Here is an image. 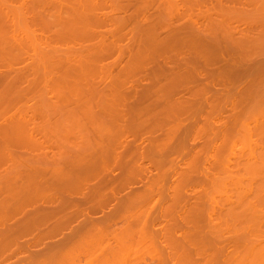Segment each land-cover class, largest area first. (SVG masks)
I'll use <instances>...</instances> for the list:
<instances>
[{
  "label": "bare ground",
  "instance_id": "1",
  "mask_svg": "<svg viewBox=\"0 0 264 264\" xmlns=\"http://www.w3.org/2000/svg\"><path fill=\"white\" fill-rule=\"evenodd\" d=\"M62 18L69 19V21H64L65 23L69 22L72 26L74 25L71 22H77L76 19H80L79 22L80 25L82 24L83 31H80L82 32L81 36L84 34V38H87H85L86 41L90 42V44L87 42L88 46L86 43L83 44L85 48L80 46L82 52H77V50L74 52L73 50L71 53V51L60 52L58 50L60 47L62 48V44L60 46L58 43L63 42L64 44L66 41L64 40L66 37V34L64 35L66 33L65 27L67 24V27H69V23L66 25L62 23ZM55 25L57 30H55L53 36L51 28L55 27ZM58 25L61 28H63L62 26L65 27L62 30L59 28L60 31L57 27ZM123 40L128 41V43L126 45L122 44ZM173 41L177 45H180V47L182 46V48L189 42H194V46L196 43L202 44L201 46H205L204 44L208 43L210 45L213 44L216 47L214 50L219 51V56L216 57L218 62L216 66H221L220 70L219 68L215 69L213 66L210 68L211 60L209 62L210 65H207V63L203 65L204 60L201 62V57L194 56L192 59L189 53L186 55V53L180 54L181 52H178L177 54L179 55L174 57L168 54L166 56L165 53L166 57H164L161 54L163 62L161 60H158L159 63L155 62L157 70L151 63L155 71L152 67H149L150 71L148 69L145 71L144 69L148 66H140L139 62L142 61V58L149 56L145 52L148 48V46L147 48L145 47V42L147 44L151 43L155 47L158 44L164 43L165 47L169 45L168 48H171L172 45L173 49V45L175 44ZM152 45L151 47H153ZM190 45L189 47H192ZM201 48L203 49V47ZM152 49L156 50L154 47ZM161 49H163V45L159 50ZM163 51L160 52L163 53ZM166 51L169 50H165L164 52ZM76 54L77 57L81 59L85 58V61H88L85 62L80 59V62H84L81 65L85 67L86 72H95V76L92 75L93 77L87 73L88 78L91 76L89 78L91 80L87 82L84 79L85 84L82 83L84 80L81 83L79 82L80 75L77 72L79 68H76L77 70L74 68L75 59L73 60L74 62H69V64L74 63L71 67L66 62V60L74 58ZM110 54L116 55L115 59L110 64H102L104 58ZM82 56L84 57L82 58ZM195 57L198 58L196 59ZM64 61L66 62L65 65L63 64L65 63ZM76 62L78 61L76 60ZM78 64L80 67L79 62ZM0 65L2 66L0 67V164L3 162L1 165L5 167L0 171V192L4 193V196L0 197V259L2 263L16 264L20 262L19 260L22 258L19 259V257L24 256V252L29 245L26 246V242L24 244V241L26 237L33 238L35 231L37 237L34 238L37 245L41 240L45 239L47 233L54 232L55 234L66 228L68 226L66 224L69 222L67 220L66 223L67 218L73 219V216L76 217L78 215L81 219L83 216L85 218L83 222L79 219L82 225L76 227L77 229L74 228L76 233L72 230V235L63 236L58 244L46 248V251L47 249L48 251L44 254H39L40 252L38 253L37 251L38 255L34 254L32 256L33 253L31 255L27 250L26 252L33 260L29 258L30 260L28 262L25 261V264H83L82 262L80 263L79 258L84 255H86L83 259L85 261H83L84 264H141L144 261V255H147L150 259L149 264H170V260L172 261V259L179 261V264H264V179L261 181L257 179V182H253V176L257 177L255 176L257 173L264 176V174H260L262 173L260 172L261 167L263 168L264 164L256 159L257 156L256 158L254 157L256 154H253L256 150V153L263 152L260 149L264 148V131H262L264 125L261 126V124H264V115L259 113V107L256 110V112L259 111L258 114L250 113L253 108L256 109L257 105L262 108L264 107V0H0ZM67 65L71 68V76L69 74L70 70H66V75H64L63 71L66 69L64 66ZM93 65L96 71L94 69H92L93 71L90 70L93 68ZM62 66L64 70H62ZM89 66L90 68L87 70ZM58 69L62 71L58 72ZM74 70H76V73ZM81 70L83 72L84 68H80ZM148 73L150 75L154 74L156 77H150ZM59 76H62V79ZM73 76H77L78 79H76L77 77L72 78ZM167 76L171 77L168 78L169 80L172 79L170 81L172 83L169 82L172 86H169L168 82V86H166L171 90L166 88L164 91L165 85L161 86L163 89L160 90L159 86V88L155 86V81H158L157 79L161 77L167 78ZM128 77L132 84L136 82L137 85L139 83L137 80H140L138 77L144 79L145 77L147 79L150 77V80L154 81L152 84L155 83L154 88H156V91L150 80V84L148 83L147 85L146 83V85H143L144 87L140 86V84L138 86L130 85L127 87L125 82L129 79ZM59 80H63L64 83ZM191 81L200 84L197 90H189L187 88L186 93L183 92L184 89L182 93L180 91L178 93V90H175L177 87H174V85L180 89L179 86L181 87L182 84L185 86V83ZM67 82L70 84L67 85ZM159 82L161 83V80ZM60 84H64L65 88L64 86L62 88ZM60 90L65 94H61ZM174 90L177 93H174ZM119 93L129 94V97L133 96V99L141 98L143 100V98H147L148 96L154 95L155 97L156 95L159 98L162 96V98L166 97L170 100L168 101L171 104L169 106L173 105L174 112L177 111L174 114H178V116L176 115L177 118L175 116L178 124L175 123L176 126L171 127V129L167 127L168 130L165 128L167 130L164 132L166 137L164 135V138L158 136L162 142L165 140L163 143L164 148L162 149V146H160L162 152L158 151L160 147L156 146L158 143H155L158 138L152 137V135H155L152 131L151 137L154 139L148 138L149 141H152L150 142L151 144L149 143L150 145H146L145 147H143L144 145H140L142 147H139L140 143L137 144L132 138L130 140L128 138L129 133L126 135L129 130L124 131V133L121 128L115 133H113L114 131H107L105 128L108 127L105 126V121L101 119L102 116L96 119L95 115L97 111L89 110V107L91 109L93 105H103L106 99L108 100V97H114L116 94L118 96ZM51 95L54 96L55 100H51ZM68 95L70 98L74 97L73 99L75 97H82V105H86V110L88 108L87 111H90L89 113L87 112V115L85 113L86 110L82 111V114L83 112L85 113V116H81L84 117L82 123L84 122L86 127H88V122L85 123V121H90L92 118V122H94V118L96 119V122L89 124L88 128L91 131L85 130L84 132V127L80 131L78 129L80 124L77 127L79 131L72 129L75 127L70 129L69 127L72 124L71 126L67 124L69 127L63 125V120L61 121L62 126L58 128L61 129L62 127L64 131H62L63 129H57V126L60 125V119L58 116H55V113L56 110L59 111L61 109L60 105L62 103L63 105L68 104L69 101L67 102V100H70L69 97L67 99ZM123 96L120 95V97ZM22 98L25 99L22 100ZM61 98L64 100L66 98L67 103L65 104V101ZM78 100L79 98L74 100L76 101V105L78 103L81 105V101L78 102ZM74 101L70 100L72 103ZM160 103L164 102L161 101ZM76 105L74 104L75 107ZM74 106H70V108L72 107L70 112H73ZM250 107L251 111L246 114V109L248 110ZM163 108L165 109V107ZM69 109L67 110L69 111ZM82 110H84L83 107ZM15 112L16 114L18 113V116ZM28 112L33 113L29 115ZM51 112L55 114L56 118L53 116L52 118L49 117L48 113ZM117 113L115 112V114ZM72 114L71 116H73ZM61 115L63 116L64 114ZM89 116L91 117L89 118ZM121 117H123L122 114ZM117 118L119 120V117ZM68 119L70 121L75 120L74 116H67L65 124ZM135 119L137 120L136 117ZM126 121L124 120L125 123ZM52 122L55 125L58 122L59 125L55 126ZM79 122L81 123V121ZM47 123L49 126L52 123V127H56L55 130L47 126ZM124 124H122L123 130L124 128L126 129ZM157 126L161 127L160 125ZM195 126L198 127L196 128L197 130L193 129ZM261 127L263 128L261 129ZM92 129L94 132H92ZM57 131L65 132V135L59 132V137L64 135L62 136V138L64 137V141L69 136V140L66 141V143H69V146H66L65 143L64 145L62 144L63 148L59 149L60 152L66 150V153L69 154L70 158L64 153L65 151L63 152L66 156L65 160L69 158L71 161V163L68 161L70 163L69 166L72 165V168L78 169L82 165L83 159L81 164H77L78 162L74 165L72 164L73 161L81 160L79 153H82V157L86 159L88 158L91 161L100 163L98 164L99 166L94 163V166L97 170L99 169L100 175L97 174V176L99 175L98 177H101L100 180H103H101L102 184H108L106 188H109L108 191L102 187V184L98 186V184L93 183L92 185H97L99 189L95 190L96 188L94 187V192L97 196L95 197L94 195L92 198L89 196V192L92 193L93 190L91 191V189L93 187L90 185L89 189V184L86 180L82 181L81 177L78 179V177L73 178L68 176V163L65 160L61 161L63 158H59L61 155L64 157L62 152L59 153L57 149L59 147L55 148L59 146V143L58 145L57 143L54 144V140L58 137ZM56 132L57 134H55ZM66 132H69L67 136ZM79 132H82V137H78V135H81ZM142 133L145 132L143 131ZM189 133L194 134L193 138L190 136L192 139L187 137ZM73 136L76 141L82 140V146L75 143L76 145L72 146L74 149L70 147V144H74L70 141V138L73 141L75 140ZM62 138H57L56 142L61 143ZM239 138L242 140L239 141L240 144L242 143V146L240 145L241 148L239 147L241 150L238 148L239 145L236 146ZM127 139L131 142L129 140L128 142ZM227 140V146H223L222 144L225 145ZM195 141H198L200 146L198 149H191L189 143ZM49 144L54 147L52 148L51 146L50 148ZM77 144L82 148L80 152L78 151L79 146L78 148L76 147ZM221 145L226 148L225 153L219 157L218 153ZM154 146L157 151L153 148ZM258 146L263 147L257 149ZM75 147L77 151H75ZM54 148L59 153H56V156L54 155ZM51 149H53L52 152H50ZM67 149L68 152L69 150L71 152L68 153ZM238 149V157H244V154L241 152H245V150H247V153H245V157H247L253 150L250 155L253 156V159H256H254L256 163H253L255 161L253 160L252 162V159V163L250 162L249 157L251 158V156L247 158L250 163L244 160V164H248V171L251 168V164L256 165L258 163L257 170L256 168L254 170L259 172L254 175L252 174L253 176L251 175L253 179L249 178L250 176H244L240 172V165L243 162H237L235 158L233 159L236 155L235 150L237 151ZM166 150L167 153L170 151L174 152V158L168 159L165 155L167 154ZM30 151H35L34 160L44 161L45 164L40 165L41 161H38L40 164L36 166L32 164L33 161L30 164L29 159L33 160L29 154L31 153ZM27 152H29L28 155H25ZM49 153H53V156H50ZM146 153L148 154L147 157H153V154L160 153L156 155L159 157L160 155L162 157L164 155L163 159L167 160L162 159L161 161V157L160 159L158 157L160 161L158 162L155 155L153 157L155 160L153 158L149 160V157L146 158L149 161V165H146L147 167L145 166L144 168L136 165L137 159L141 157L145 159ZM70 154L75 156L74 159H72L73 155ZM184 158L187 159V162ZM231 158L235 161H232ZM128 160H131L134 165L130 163L132 165L129 166L127 172H123L122 169L126 168ZM182 160L184 161L183 163L181 162ZM61 162H64L63 165ZM153 162H158V164ZM246 165L243 166L247 168ZM86 168L89 167H85V171ZM96 168H92V170L96 171ZM118 169L120 170L119 176L114 180V187L118 190L136 184L141 175H146L149 172L150 176L146 178V182H139L144 184L143 188L131 190L130 187V194H127L129 196L119 201L117 200V203L113 197V195H116L112 193V190L115 189L112 188L113 186H108L109 183L111 184V173H114ZM153 170L155 172L151 173ZM48 172L51 175L50 179H41ZM76 172L78 171L76 170ZM172 174L177 175L176 178L178 177V179H175L174 176V180H172ZM219 174H222L221 176L224 175V178L218 179ZM86 175H82V177L84 176L85 178ZM19 176L20 180L17 181L16 179ZM35 177L38 178L36 179ZM102 177H105V179ZM193 177L194 180H191ZM100 180L97 181L101 183ZM114 181L112 180V182ZM189 182L197 185V188L194 187V191L192 190L193 192H191L196 193L194 197L190 196L192 198L187 197L183 192L184 187ZM86 184L88 185L86 186ZM38 186L42 189L36 191V188L39 189ZM85 187L89 189V192H83ZM208 187L210 188L208 189ZM76 189H78L79 194L81 193L79 198H75L77 201L67 195H59L62 192L65 194L66 191H76ZM53 190L56 191L53 192ZM171 190L172 192L174 191L173 196L169 194ZM82 192L88 195L84 194L83 196ZM157 192L160 194L154 198L153 196ZM177 192L178 196L176 195ZM57 193L58 195H56ZM89 197L92 200L94 199V201L96 200L95 204L93 201H91V204L95 205L94 209L97 207L99 210L103 206H106L107 202L111 200L110 198H113L110 202L116 201V207L114 206V209L110 210L109 214H106L107 216L105 215L102 221L99 218L100 224L96 222L97 220L94 221L93 217H89L91 214L87 215L90 212L86 210L85 205L87 204H83V206L81 203L82 207L81 205L79 206V203L82 201L85 202L88 199L90 201ZM81 198L82 200H80ZM120 198L122 197L120 196ZM116 199H119V197ZM161 199L162 203H160ZM77 202L79 203L77 204ZM141 202L147 203L149 206L145 204L147 205L146 208H149L146 209L142 206L146 210L139 209V206L141 208ZM73 203H76L79 207H76ZM29 204V209L32 210L28 211ZM108 204L107 206H109ZM68 205L74 210V213H72L73 211L71 212L72 209L70 210L72 215H68L65 212ZM88 208L89 205H87ZM118 217L127 218V222H125L128 225L124 228L122 226L120 227L122 228L121 230L112 233L113 230L109 231L110 222L114 218L118 219ZM155 219L156 221L157 219H162V223H164L162 229H154L153 220ZM147 220H149V225H146ZM129 221L131 223H128ZM80 222L78 225H80ZM43 226L49 227V231H46L47 229L45 228V233L39 232L38 234L37 230L39 231V229L37 228ZM209 233L211 234L210 237H208ZM223 233L226 236L223 237ZM75 236H78L79 242L77 240L74 241ZM110 239L114 242L113 245L110 244L111 242L108 243ZM205 240L210 241L211 244L207 246L205 243H202ZM76 242L78 244L76 246L73 245ZM158 242L164 248L162 255H158L157 253L159 252V248L157 247ZM208 247L213 251L209 252L210 254L205 252V248ZM62 249L65 250L63 255L62 253L60 254ZM110 250L114 251L117 255L119 254L116 260H114V257L117 256H112V261L109 260L110 258H107L106 254L111 252ZM107 251L109 252L107 253ZM122 251L124 255H120ZM191 252H195L197 260L191 259V256L189 257ZM27 253L25 255H28ZM60 256H62L61 259ZM33 257L36 259L34 260ZM220 257H222L221 260ZM172 262L171 264H173Z\"/></svg>",
  "mask_w": 264,
  "mask_h": 264
},
{
  "label": "rangeland",
  "instance_id": "2",
  "mask_svg": "<svg viewBox=\"0 0 264 264\" xmlns=\"http://www.w3.org/2000/svg\"><path fill=\"white\" fill-rule=\"evenodd\" d=\"M45 10H46V9H45ZM63 17H64V16H63ZM64 18H65V17H64ZM62 20L64 21V20H66V19H63V18H62ZM73 20H74V19H73ZM76 20H77L78 23H77V22H71V23H73L74 26H72V24H70L69 22H67V23H69V27H67L68 24L65 23V21H64V22L62 21V23H65V25L67 24L66 27H65V26H62L63 28H61V26H59V25L57 26L58 29L60 28V29L62 30V29H64V27H65V30H66V31H65L66 33H64V35L66 34V37H65V39H64V40H66V41L64 42V44H63V42L58 43L59 45L62 44V48L60 47V49H58L60 52H68V51L70 52V51H71V53H72L73 50H74V52H76V50H77V52H78V51H81V52H82V48H81V47H84V48H85V46H84L83 44L86 43V45H87V42H88V41H86L87 38H86V37H85L86 39L84 38V36H85L84 34H82L83 36H81V33H82L83 31H82V24L80 25V22H79L80 19L78 20V18H77ZM66 21H69V19H67ZM60 23H61V20H60ZM62 23H61V24H62ZM76 23H77V24H76ZM63 25H64V24H63ZM70 25H71V27H70ZM79 25H80V26H79ZM78 26H79V27H78ZM53 28H55V29H53ZM53 28H51L52 31H53V33H52V32H51V33H52L53 36H54V32H55V30H57L56 25H55V27H53ZM71 28H72L73 30H72ZM80 28H81V30H80ZM60 29H59V30H60ZM77 29H78V31H77ZM61 30H60V31H61ZM80 31H82V32H80ZM62 33H63V32H62ZM62 33H61V34H62ZM67 33H68V35H69L70 37L67 35ZM84 33H85V32H84ZM64 35H63V36H64ZM71 35H72L73 37H72ZM82 37H83V38H82ZM62 40H63V38H62ZM62 40H61V41H62ZM126 40H127V39H126ZM126 40H123V41H122V44H125V45H126V43H128V41H126ZM83 41H86V42H83ZM88 43L90 44V42H88ZM91 43H92V41H91ZM171 43H172V41H171ZM171 43H170V44H171ZM173 43H175V44L173 45V49H172V45H171V48L169 47V48H170V49H169V48H168L169 45H167V47H165L166 45L164 46V43H162V44H160V45H159V44L156 45V46L158 47V49H157V47L153 46L151 43H148V44H147V43L145 42V44H146L145 47L147 48V46H148V48H147L148 50L146 49L145 52L149 54V56H148L149 58H148L147 56H146L147 58H146V57L142 58V61L139 62V63H140V66H141V67H144V66L147 67V66H148L146 69H144L145 71H146L147 69L150 71V70H151V69H150L151 67H152L153 69H154V67H155L156 70H157V66H155V65H157L156 63H159L160 60H161V62H163V60H162V59H163V58H162V55H163L164 57H166V56H167L166 54H168L169 56L172 55V56L174 57V56H178V55H179V54H177L178 52H179V53L181 52L180 54H182V53H186V55H187V53H189V55H191V56H190L191 58L194 57V56L201 57V58H200V61L202 62V60H204V61H203V63H204L203 65H205L206 63H207V65H210V63H211L210 68H212V66H213V67H215V69H218V68H219V70H220L221 66H218V67L216 66V65H218V62H217V60H216V59H217L216 57L219 56V55H218L219 51H218V50L216 51V49L214 50V48H216V47H215L213 44H212L213 46L210 45V43H208V44H204V45L206 46V47H205V46H201L202 44L199 45V43H196L195 46H194V42H189V43H187V44L184 45V48H182V46L180 47V45H177L176 42L173 41ZM191 43H192V45H190ZM130 44H131V43H130ZM130 44H129V45H130ZM82 45H83V46H82ZM151 45H152L154 48H156V50H153V49H152L153 47H151ZM162 45H163V49L159 50L160 48H162ZM176 45H177V46H176ZM189 45L192 46V47H189ZM60 46H61V45H60ZM68 46H69V47H68ZM77 46H78L79 49L77 48ZM80 46H81V47H80ZM87 46H88V45H87ZM193 46L196 48V50H195V48H194ZM211 46H212V47H211ZM71 47H74L75 49H74V48H71ZM89 47H90V46H89ZM198 47H199V48H198ZM201 47H203V49H202ZM84 48H83V49H84ZM131 48H132V47H131ZM150 48H151V49H150ZM165 48H166V49H165ZM208 48H209V50H207ZM67 49H68V50H67ZM133 49H134V48H133ZM133 49H132V50H133ZM181 49H182L183 51H184L185 49H186V50L183 52ZM199 49H200V50H199ZM201 49H202V50H201ZM204 49H205V50H204ZM64 50H66V51H64ZM93 50H95V49H93ZM150 50H151V52H150ZM152 50H153V51H152ZM163 50H164V51H165V50H169V51L164 52ZM174 50H175V51H174ZM176 50H177V51H176ZM179 50H180V51H179ZM212 50H213V51H212ZM154 51H155V52H154ZM160 51H163V53L160 52ZM170 51H171V52H170ZM186 51H187V52H186ZM194 51H195V52H194ZM202 51H203V52H202ZM83 52H84V51H83ZM156 52H157V53H156ZM174 52H175V53H174ZM213 52H214V53H213ZM216 52H217V53H216ZM158 53H159V54H158ZM164 53H165L166 56L164 55ZM209 53H210V54H209ZM152 54H153V55H152ZM161 54H162V55H161ZM206 54H207V55H206ZM215 54H217V55H215ZM110 55H111V54H110ZM110 55L107 56L106 58H104V60L102 61V64H106V63H107V64H108V63L110 64V62H112V60L115 59V56H116V55H111V56H110ZM128 55H129V54H128ZM159 55H160V56H159ZM184 55H185V54H184ZM210 55H211V56H210ZM78 56H80V55H78ZM84 56H86V55L84 54ZM84 56H82V58H83ZM151 56H152V57H151ZM180 56H181V55H180ZM68 57H70V56H68ZM86 57H87V56H86ZM112 57H113V59H112ZM198 57H195V58L197 59ZM208 57H209V58H208ZM212 57L214 58V60H213ZM70 58H71V57H70ZM145 58H146V59H145ZM161 58H162V59H161ZM66 59H68V58L66 57ZM66 59H65V60H66ZM74 59H75V60H74ZM80 59H81V58L77 57V54H76V56H74V58H71V59H69L68 61L66 60V62H67V64H68L70 67H71L72 65H74V63H75V65H74L75 67H74V68H75V69H76V68H77V69L79 68V71H78L77 69H76V70H77L78 74L80 75V76H79V75L77 74V76H79V79H80L79 82H80V83H81V81H83L84 79L88 82V80H91V79H89V78H90L92 75L95 76V72H94L92 69H94L95 71H96V69H95V67H94V65H93V68H91L90 70L93 71L94 73L89 71V73H90V74H89L88 72H86L85 67H82L81 64H84V62H83V63H82V61L80 62ZM143 59H144V60H143ZM152 59H153V60H152ZM192 59H193V58H192ZM205 59H206V60H205ZM73 60H74L75 62H74ZM76 60L80 63V65H81L80 67H79L78 62H76ZM81 60H84V61H85L86 59L83 58V59H81ZM87 60H88V59H87ZM108 60H109V61H108ZM154 60H155V61H154ZM158 60H159V61H158ZM210 60H211L212 62H210ZM106 61H107V62H106ZM145 61H146V62H145ZM205 61H206V62H205ZM64 62H65V61H64ZM66 62H65V63L62 62V63L65 65ZM69 62H74V63H70V64H69ZM85 62H88V61H85ZM104 62H105V63H104ZM155 62H156V63H155ZM209 62H210V63H209ZM216 62H217V63H216ZM62 63H61V64H62ZM89 63H90V62H89ZM151 63L153 64L154 67L152 66ZM215 63H216V64H215ZM61 64H60V65H61ZM77 64H78V65H77ZM87 64H88V63H87ZM162 64H163V63H162ZM60 65H59V66H60ZM68 65H67V66H64V67H66L65 71H63L64 73L66 72V70H70V69H71ZM76 65H77L78 67H77ZM89 65H91V64H89ZM150 65H151V66H150ZM214 65H215V66H214ZM59 66H58V67H59ZM86 66H87V65H86ZM0 67H2V66L0 65ZM68 67H69V68H68ZM149 67H150V68H149ZM55 68H56V67H55ZM59 68L61 69V67H59ZM80 68H81V69L84 68L85 73H83L84 71L82 72V70L80 71ZM88 68H90V66L87 67V70H88ZM60 69H58V70H59L58 72L64 70V69H63V66H62V70H60ZM72 69H73V67H72ZM76 70H74L75 73H76ZM54 71L57 72L55 69H54ZM74 71H72V72H74ZM154 71H155V69H154ZM154 71H153V73H154ZM79 72H80V73L82 72V73L80 74ZM113 72H114V71H113ZM151 72H152V71H151ZM87 73H88V75H91L89 78H88ZM92 73H93V74H92ZM115 73H116V72H115ZM153 73H152V74H153ZM58 74H59V73H58ZM69 74H70V76H71V74H72V73H71V70H70V73H69ZM73 74H74V73H73ZM82 74L84 75V77H83ZM155 74H156V73H155ZM160 74H161V73H160ZM59 75H60V74H59ZM61 75H63V74L61 73ZM64 75H66V73H65ZM64 75H63V76H64ZM74 75H76V74H74ZM128 75H130V74L128 73ZM148 75H150V74L148 73ZM148 75H146V76H148ZM157 75H159V74H157ZM77 76H73L72 78H74V77L76 78ZM93 76H92V77H93ZM140 76H141V75H140ZM153 76L156 77V75H154V74H153V75H150V77H153ZM59 77H60V79H62V76H59ZM68 77H69V76H68ZM68 77H66V79H68ZM81 77H82V80H81ZM129 77H130V76H129ZM129 77H128V78H129ZM150 77H149L148 79H147L146 77H145V79L142 78V77H138V78H140V80H139V79L137 80V82L139 81L138 85L140 84V86H143V85H146V83H147V85H148L149 80L151 79ZM154 77H153V78H154ZM64 78H65V77H64ZM87 78H88V79H87ZM168 78H171V77H170V76H167V78H165V77H164V78L161 77L160 79H157L158 81H155L156 84L154 83L155 86H156V87L159 86V87L161 88L160 90H162V89H163L162 87L165 85V87H164V91H165L166 88H167L166 86H168V85H169V86H170V85L172 86V84H170V83H172V82H170V81H172V79L169 80ZM76 79H78V77H77ZM76 79H75V81H76ZM63 80H64V79H63ZM63 80H61V81L59 80V81L62 82V83H64ZM70 80H71V78H70ZM70 80H69V81H70ZM85 80H84L82 83H84ZM141 80H142V81H141ZM159 80H161V83L159 82ZM65 81H68V80H65ZM69 81H68V82H69ZM135 81H136V80H135ZM150 81H151V80H150ZM60 82H59V83H60ZM68 82H67V85L70 84V83H68ZM73 82H74V79H73ZM153 82H154V81H153ZM153 82L151 81L150 83L152 84ZM167 82H168V85H167ZM169 82H170V83H169ZM75 83H76V82H75ZM77 83H78V81H77ZM77 83H76V84H77ZM125 83H126V86H127V87H129L130 85H137L136 82H134V84H132V83L130 82V78L127 79ZM130 83H131V84H130ZM144 83H145V84H144ZM150 83H149V84H150ZM158 83H159V84H158ZM23 84H25V83H23ZM23 84H22V86H23ZM65 84H66V83H65ZM72 84H73V83H72ZM72 84H71V85H72ZM84 84H85V83H84ZM141 84H142V85H141ZM154 84H152L153 88H154ZM185 84L188 85V86H186V85L184 86V85L182 84L183 87H182V86H181V87L179 86L180 89H178V86L174 85V87H177V88H175V90H178V91H177L178 93H179V91L182 93V90H183V89H184L183 92H185V91L187 92V88H188L189 90H194V89L197 90L198 87H199V85H200L198 82H194V81H193V82L191 81V82H189V83H185ZM25 85H26V84H25ZM60 85H61L62 88H63L64 84H60ZM80 85H81V84H80ZM138 85H137V86H138ZM161 86H162V87H161ZM189 86H190V87H189ZM196 86H197V87H196ZM66 87H67V86H66ZM68 87L70 88V86H68ZM135 87H136V86H135ZM143 87H144V86H143ZM159 87H158V88H159ZM62 88H61V89H62ZM64 88H65V86H64ZM136 88H137V87H136ZM138 88H139V87H138ZM151 88H152V87H151ZM158 88H157V90H159ZM154 89H155V91H156V88H154ZM154 89H152V90H154ZM167 89H168V90H171L170 88H167ZM67 90H68V89H67ZM67 90H66V91H67ZM69 90H70V89H69ZM172 90H173V88H172ZM175 90H174L173 92H174V93H177V92H175ZM60 91H61V94H63V95L65 94L64 92H62V90H60ZM186 92H185V93H186ZM122 93H123V92H122ZM120 95H124V96H123V97H120ZM51 96H52V95H51ZM115 96H116V98H115ZM115 96H114V97L111 96V98L108 97V100L106 99V101L103 103V105H102V104L99 105V106H95V105H93V108L91 107V109H90V107H89V110H90V111L92 110V111H95V112L97 111V114H96V113H95L96 115L94 114V115L96 116V119H97L99 116H102V118H101V117H99V118H101L102 120H104V121H105V124H106L105 126L108 127V128H105V130L107 129V131H110V132H111V131H112V132L114 131L113 133H115L117 130H119V128L122 129L123 133H124V131L126 132V131L129 130V132H127L126 135H128V133H129L130 135H128V138H130V140L133 139V141H134V142L136 141L137 144L140 143V144H139V147H142V146H140V145H144L143 147H145L146 145H147V146L150 145V144H151L150 142H152L151 140L154 139V138H152V137H154V136H155L156 138H158V136H160V137H162V138L166 137V136L164 135V132H166V131L168 130V128L171 129V127L176 126L175 123L178 124V122H176V120H175V116H176V115L178 116V114H174V113H177V111L174 112V108H172L173 105H172V106H169V105H171V104H169V102H168V101H170V100H168V98H166V97H163V98H166L167 100H166V99H163L162 96H160V98H159V97L156 96V95H155V97H154V95H152V96H150V97L148 96L147 98H143V100H144V101H143L141 98H140L141 100L138 99V98H134V99H133V98H132L133 96L129 97V94H120V93H119V94H118L119 97L117 96V94H116ZM176 96H177V95H176ZM49 97H50V96H49ZM65 97H66V96H65ZM68 97H69V99H70L71 101H72V100L74 101L75 99H78V98H79L78 102L81 101V105H80L79 103H78L79 105H78V104L76 105V101H74V103H72V102H70V100H67V102L69 101L70 104H69V102H68V104H66V103H67V102H66V98H65V100H64L63 98H61V99H63V101H65L64 103H65L66 105H63V103H62L61 105H62L63 107L60 105V108L62 109V110H61V109L59 110L60 112H59L58 110H56V113H55L56 115L53 114V112H55V111H53V112H51V113H48V114L50 115V116H49V115H48V116H49L50 118H52V116H53V117H55V116H56V117H57V116L59 117V119H60V120H59V124H60V125L58 124V122H57V124H56V125H59V126H57V129H58V130H62V129H63L62 127H61V129L58 128V127L62 126V125H61V123H62L61 121L63 120V122H64L63 125H67V124H69V125L71 126V124H72L71 127H69V125H67L70 129H71L72 127H75V128H72V129H73V130H75V129L78 130V129H79V130L81 131V129L83 130L82 127H84V128H85V129L83 130L84 132H85V130H86V131H91V129L89 130V128H88V127L90 126L89 124H92V123L96 122V119L94 118V122H92V121H93L92 118H91V120H90L91 122H90L89 120L87 121V120L85 119V120H86V121L84 120L85 123L88 122V124H87L88 127H86V125L84 124V122L82 123V119H83L84 117H81V116H83V115L85 116V113H86V115H87V114L90 112V111H87L88 108H87V110H86V105H82V100H81L82 97H75V99H73V98H74L73 96H71V97H73V98H70V96L68 95V96H67V99H68ZM157 97H158V98H157ZM52 98H54V96L51 97V100H52V101L55 100V98H54V99H52ZM119 98H120V99H119ZM123 98H125V99H123ZM127 98H129V99H127ZM148 98H149V100H147ZM156 98H157V99H156ZM24 99H25V98H22V100H24ZM61 99H60V100H61ZM111 99H112L113 101H112ZM126 99H127V100H126ZM161 99H162V100H161ZM51 100H50V101H51ZM116 100H117V101H116ZM124 100H125V101H124ZM130 100H131V101H130ZM134 100H135V101H134ZM137 100H138V101H137ZM139 100H140L141 103H142V102H143V103L141 104V103L139 102ZM156 100H157V101H156ZM32 101H34V100H32ZM63 101H62V102H63ZM148 101H149V102H148ZM158 101H159V102H158ZM161 101L164 102V103H160ZM166 101H167V102H166ZM60 102H61V101H60ZM112 102H113V103H112ZM126 102H127V103H126ZM135 102H136V103H135ZM145 102H146V104H145ZM151 102H152V103H151ZM31 103H32V102H31ZM111 103H112L114 106H113ZM125 103H126V104H125ZM159 103H160L162 106H161ZM171 103H172V102H171ZM74 104L76 105V107L74 106ZM117 104H118V105H117ZM124 104H125V105H124ZM163 105H164V106H163ZM70 106H72V107L74 106V107H75L74 110H73V112H70V111H71V108H72V107L70 108ZM81 106L84 108V110H82V107H81ZM90 106H91V105H90ZM101 106H102V107H101ZM105 106H106L107 108H106ZM132 106H134V107L132 108ZM244 106H245V105H244ZM246 106H247V105H246ZM67 107H68V108H67ZM77 107H78V108H77ZM87 107H88V106H87ZM94 107H95V108H94ZM97 107H98V108L101 107V108L98 109ZM116 107H117V108H116ZM135 107H136V108H135ZM151 107H152V108H151ZM161 107H162V108H161ZM163 107H165V109H164ZM170 107H171V108H170ZM251 107H252V106H251ZM251 107L248 109L249 111L246 109V111H247L246 114L249 113V112L251 111V110H250ZM254 107H255V106H254ZM257 107H259V111H260V112H259V111H258V112H259V113H262V114L264 115V112H263V111H264V107L262 108V107H260L259 105L256 106V109L253 108L252 112H250V113H251V114H252V113H253V114H255V113L258 114V112H256ZM16 108H17V107H16ZM69 108H70V109H69ZM103 108H104V109H103ZM113 108H114V109H113ZM119 108H120V109H119ZM261 108H262V109H261ZM21 109H22V108H21ZM30 109H31L33 112H35L32 108H30ZM67 109H69V111H68ZM75 109H76V110H75ZM93 109H95V110H93ZM105 109H106V110H105ZM121 109H122V110H121ZM123 109H124V110H123ZM142 109H143V110H142ZM145 109H146V110H145ZM171 109H173V110H171ZM85 110H86V111H85ZM103 110H104V111H103ZM114 110H115V111H114ZM150 110H152V111H150ZM175 110H176V109H175ZM243 110H244V108H243ZM261 110H262V111H261ZM63 111H64V112H63ZM82 111H85V113L83 112V114H82ZM101 111H103L104 113L101 112ZM105 111H106V112H105ZM121 111H122V112H121ZM138 111H139V114H138ZM165 111H166V112H165ZM253 111H254V112H253ZM33 112H32V113H33ZM57 112H58V113H57ZM68 112H69V113H68ZM87 112H88V113H87ZM107 112H108V113H107ZM115 112H118V113H120V114H118V113L115 114ZM244 112H245V111H244ZM244 112H243V113H244ZM32 113H31V112H28L29 115H32ZM36 113H37V112H36ZM36 113H35V115L37 116L38 113H37V114H36ZM72 113H73V114H72ZM74 113H75V114H74ZM98 113H99V114H98ZM109 113H110V114H109ZM136 113H137V114H136ZM141 113H142V114H141ZM170 113H171V114H170ZM15 114H16V112H15ZM58 114H59L60 116H59ZM61 114H64V115L62 116ZM67 114H68V115H67ZM71 114L74 116L75 120H74V121H70V119H68L69 122L66 121L67 123L65 124V120H66V117H67V116L73 117V116H71ZM106 114H107V115H106ZM121 114H122L123 117H121ZM2 115H3V114H2ZM16 115L18 116V113H17ZM35 115H34V116H35ZM54 115H55V116H54ZM66 115H67V116H66ZM76 115H77V116H76ZM97 115H98V116H97ZM157 115H158V116H157ZM162 115H163V116H162ZM166 115H167V116H166ZM170 115H171V116H170ZM172 115H173V116H172ZM260 115H261V114H260ZM105 116H106V117H105ZM109 116H110V117H109ZM116 116L119 117V120H120V121L118 120V118H117ZM147 116H148V117H147ZM159 116H160V117H159ZM161 116H162V117H161ZM164 116H165L166 118H165ZM177 116H176V118H177ZM183 116H184V115H183ZM56 117H55V118H56ZM90 117H91V116H89V118H90ZM93 117H94V116H93ZM126 117H127V118H126ZM135 117L137 118L138 121L135 119ZM158 117H159V118H158ZM55 118H54V119H55ZM85 118H86V117H85ZM89 118H88V119H89ZM99 118H98V119H99ZM113 118H114V119H113ZM116 118H117V120H115ZM139 118H140V119H139ZM160 118H161V120H160ZM54 119H53V120H54ZM122 119H123V120H122ZM133 119H134V120H133ZM144 119H145V120H144ZM162 119H163L164 121H163ZM167 119H168V120H167ZM186 119H187V117H186ZM121 120H122V121H121ZM124 120H127L128 122L126 121V123H125ZM174 120H175V121H174ZM182 120H183V118H182ZM0 121H1V120H0ZM79 121H81L82 125H81V123H80ZM97 121H98V120H97ZM112 121H113V122H112ZM148 121H150V122H148ZM162 121H163V122H162ZM184 121H185V120H184ZM114 122H115V123H114ZM129 122H130V123H129ZM136 122H137V124H136ZM146 122H147L148 124H150V125H148ZM173 122H174V123H173ZM52 123L55 125L54 122H52ZM52 123H51V124H52ZM75 123H76V124H75ZM113 123H114V125H113ZM116 123L119 124V125H121V126L117 125ZM124 123H125V124H124ZM132 123H133V124H132ZM134 123H135V124H134ZM138 123H140V124H138ZM152 123H153V124H152ZM161 123H162V124H161ZM170 123H171L172 125H171ZM49 124H50V123H49ZM51 124H50V126L48 125V123H47L46 125L49 126L50 128H53V129L55 130L56 127H55V128H54V126L52 127ZM73 124H74V125H73ZM79 124H80V125H79ZM83 124H84V125H83ZM115 124H116V125H115ZM122 124H124V127H126L127 130H126L125 128H124V130H123V127H122L123 125H122ZM141 124H142V125H141ZM173 124H174V125H173ZM46 125H45V126H46ZM56 125H55V126H56ZM78 125H79L80 127H78ZM109 125H110V126H109ZM129 125H130V126H129ZM146 125H147V126H146ZM154 125H155V126H154ZM157 125H160L161 127H159V126H157ZM263 125H264V124H261V126H263ZM67 126H65V127H67ZM118 126H119V127H118ZM134 126H135V127H134ZM143 126H144V127H143ZM153 126H154V127H153ZM165 126H166V127H165ZM77 127H78V129H77ZM117 127H118V128H117ZM138 127H139V128H138ZM151 127H152V128H151ZM155 127H156V128H155ZM162 127H163V128H162ZM167 127H168V128H167ZM263 127H264V126H263ZM263 127H261V129H262ZM69 128H68V129H69ZM86 128H87V129H86ZM140 128L142 129V132L144 131L145 133H142ZM161 128H162V129H161ZM165 128H166L167 130H165ZM196 128H198V127L195 126L193 129H196ZM200 128H201V127H200ZM70 129H69V130H70ZM109 129H110V130H109ZM130 129H131V130H130ZM134 129H135V130H134ZM79 130H78V131H79ZM136 130H137V131H136ZM148 130H149V131H148ZM157 130H158V131H157ZM196 130H197V129H196ZM196 130H195V131H196ZM16 131H18V130H16ZM62 131H64V129H63ZM62 131H61V132H60V131H57V132H58V137H57V138H62V136L65 135V134H64L65 132L63 133ZM65 131H66V129H65ZM95 131H96V130H95ZM132 131H133V132H132ZM138 131H139V132H138ZM147 131H148L149 133H148ZM151 131H152V133L155 134V135H152ZM195 131H193V132L196 133ZM262 131H264V128H263ZM57 132H56L55 134H57ZM59 132H60V133H63L64 135H62L61 137H59V136H60ZM92 132H94L93 129H92ZM96 132H97V131H96ZM99 132H100V131H99ZM134 132H135L136 134H135ZM146 132H147V133H146ZM66 133H67V132H66ZM68 133H69V132H68ZM68 133L66 134V136L68 135ZM79 133H81V135H78V137H82V132H79ZM108 133H109V132H108ZM95 134H98V133H95ZM143 134H144V135H143ZM161 134H162V135H161ZM189 134H192V135H189ZM189 134L187 135V137L189 138L190 136H192V138H193L194 134H193V133H189ZM139 135H140L142 138H141ZM146 135H147V136H146ZM151 135H152V137H151ZM163 135H164V137H163ZM16 136H17V134H16ZM16 136H15V137H16ZM76 136H77V135H76ZM138 136H139V138H138ZM53 137H54V136H53ZM55 137H56V135H55ZM73 137H74V136H73ZM73 137H72V138H73ZM78 137H77V138H78ZM143 137H144V138H143ZM146 137H147V138H146ZM149 137H150V139H151L150 141H149V139H148ZM177 137L179 138V136H177ZM187 137H186V138H187ZM12 138H13V137H12ZM57 138L54 140V141H55L54 144L57 143V145H58V143H59V146H56V147H55V148L59 147V148H57L58 151H59L60 148H63L62 144L64 145V144L66 143V141L69 140V136H67L68 139L65 140V141H64V137H63V138H62L63 140L61 139V140H62L61 143H60V142H56V140H58ZM131 138H132V139H131ZM162 138H161V139H162ZM188 138H187V139H188ZM192 138L190 137L189 139H192ZM15 139H17V138H15ZM74 139H75V137H74ZM78 139H79V138H78ZM147 139H148V140H147ZM189 139H188V140H189ZM20 140H21V139H20ZM128 140H129V139H127V141H128ZM130 140H129V141H130ZM158 140H159V141H158ZM162 140H163V139H162ZM176 140H178V139H176ZM240 140H241V138L238 139V142H237V144H236V146L239 145L238 148H239V147L241 148V146H242V143H241V144L239 143ZM70 141H71V143H74L73 145L70 144V147L75 146V145H76L75 143H78V144H80V145L82 146V144H81V143H82V140H81V139L78 140V141H76V139H75V140H74L75 142H74V141L71 140V138H70ZM72 141H73V142H72ZM129 141H128V142H129ZM141 141H142L143 143H142ZM144 141H145V142H144ZM157 141H158V142H157ZM157 141H155V143H158L156 146H159V147L162 146V149H163V148H164V147H163V145H164L163 143L165 142V140L162 142V141L158 138ZM241 141H242V140H241ZM130 142H131V141H130ZM160 142H162L161 145H159ZM189 142H191V141L189 140ZM67 143H68V142H67ZM67 143H66L65 145H66V146H69V143H68V144H67ZM147 143H148V144H147ZM149 143H150V144H149ZM175 143H176V141H175ZM196 143H197V144H196ZM52 144H53V143H52ZM54 144H53V145H54ZM60 144H61V145H60ZM78 144H77V146H76L77 148H78V146H79ZM189 144L191 145V149H195V148L198 149L199 146H200V143H199L198 141H195V142H193V143H189ZM227 144H228V140H227V142H226L225 145H224V144H222V145H223V146H227ZM21 145H22V144H21ZM49 145H50V148H51V146H52V148L54 147V146L51 145V144H49ZM222 145H221V148H223V149L220 148V151H219V153H218V156H219V157H221L222 154L225 153V148H226V147H223ZM240 145H241V146H240ZM60 146H61V147H60ZM197 146H198V147H197ZM263 146H264V145H263ZM263 146H261V147H263ZM20 147H21V146H20ZM76 147H75V151H77V148H76ZM159 147H158V149H159ZM261 147L258 146L257 149H258V148L260 149ZM55 148H54V149H55ZM72 148H73V147H72ZM153 148L156 149L155 146H154ZM240 148H239V149H240ZM255 148H256V147H255ZM65 149H66V147H65ZM68 149H69V148H68ZM68 149H67V152H68ZM73 149H74V148H73ZM78 149H79V150H78L79 152L82 150V148H81L80 146H79ZM154 149H153V151H154ZM162 149H161V147H160V149H159L158 151H159V152H162ZM169 149H170V148H169ZM239 149H238L237 151L235 150L236 155L233 157V159L235 158V160H237V162H243V164L240 163V164H241V165H240V166H241L240 172H241L242 174H244V176H246V177L250 176L249 178H251V179L254 178V179H253V182H254V181L257 182L259 179H260V181H261L262 179H264V176H263V175H262V176H263V178H262V176L259 175V174L257 173V172H259V171L256 172V171L254 170V168H256V170H257V168H258V163H257L256 165L251 164V168H252V165H253V168L251 169L250 166H249V168H250L249 171H248V166H247L248 164H247V165L244 164L245 161H247V163H250V162H251V159H252V162H253V160L256 158V156H257L256 159L259 160V162H261L262 164H264V148H263V149H262V148L260 149V151L263 150V152H262V151L259 152V150H258L259 153H256L257 150L253 148L254 150H256L255 153H253L254 155L256 154V155L254 156V157H255L254 159H253V156L250 155V154L253 152V150L250 152L249 155H247V157H245V155H246L245 153H247V150H245V152L242 151L241 153L244 154V157H245V158H244V157H238V155H239V153H238V152H239ZM52 150H53V149H51L50 152H52ZM60 150H61V149H60ZM71 150H72V149H71ZM160 150H161V151H160ZM240 150H241V149H240ZM25 151H26V150H25ZM53 151L55 152V154H54L55 156H56V153L59 154V153H61V152L63 153L64 151H65L64 153H66V150L61 151V152L59 151V153H58V151H57L56 149L53 150ZM72 151L74 152V150H72ZM155 151H157V149H156ZM163 151H164V150H163ZM169 151H170V150H169ZM20 152H21V151H20ZM22 152H23V150H22ZM30 152H31V153H29V152H27V154L25 153V155H28V153H29L30 156L33 158V160L29 159L30 164H31L32 161H33L32 164H34L35 166H36L37 164H40V162H38V161H41V160H38V161L34 160V158H35V157H34V155H35V154H34L35 151H30ZM54 152H53V153H54ZM70 152H71V151L69 150L68 153H70ZM73 152H72V153H73ZM164 152H165V151H164ZM23 153H24V152H23ZM53 153H49L50 156H51V155L53 156ZM64 153H63V154H64ZM76 153H77V152H76ZM153 153H155V152H153ZM166 153H167V150H166ZM237 153H238V154H237ZM241 153H240V154H241ZM73 154H74V153H73ZM73 154H70V155H73ZM79 154H80L79 156H80L81 160L73 161V162H72L73 165H74L75 163H77V162H78L77 164H79V163L81 164V162H83V161H84V162L82 163V165L85 163V161H86L87 164H88V163H90V164L87 165V164L85 163L83 166L80 165L79 168L76 167V168H78V169H74V168H75L74 166H73L74 168L71 167L72 165L69 166V164L71 163V161L69 160V158H70V157H69V154L66 153V155H68L67 157H69V158L66 159V160H65V158H66L65 154H64V157H63L62 155H61V156L58 155V156H60V157H59L60 159L63 158V159H61V161H64V160H65V161H67V163H68L67 165L69 166V168H68V173H69V175H68V173H67V175L70 176V177H73V178H74V177H76V178L78 177V179L81 177V178H82V181H83V180H86L87 183L89 184V185L86 184V186L88 185V186H89L88 188L90 189V185H91V187H93V188L91 189V191H92V190H93V191H92V193H91V192H89V189H86V187H85V190H84L83 192H85V191H86V192H89V193H90L89 196L92 197V198L94 197V195H95V197H96L97 195H96L95 192H94V187L96 188L95 190L99 189L98 186H100V185L102 184V181H103V180L101 179V180H102V181H101V180H100L101 177H100V178L98 177V176L100 175V174H99V171H98L99 169L97 170V168H96L94 165H95V164L98 165V164H100V163H96V161L94 162V161H91V159H88V158L86 159L85 157H82V153H79ZM156 154H157V153H156ZM156 154H155V155H156ZM158 154H160V153H158ZM158 154H157V155H158ZM161 154H165V153H161ZM167 154H168V155H167ZM167 154H165V155H166V157H167L168 159H169V158H170V159H171V158H174V156H175V153H174V152L172 153V151H170V152L167 153ZM173 154H174V155H173ZM253 154H252V155H253ZM147 155H148V154L146 153V157L144 156L145 159H144L143 157L137 159L138 162L135 161V162H137L136 165H139V166L144 167V168H145L146 165L148 166V165H149V163H148L149 161H148L146 158L149 157V160H151L155 155L153 154V157H150V156L147 157ZM157 155H156V157H155L156 160H158V157H159V156H157ZM169 155H170V156H169ZM76 156H78V154H76ZM241 156H243V155H241ZM248 156H251V158L249 157L250 162H249V159H247ZM71 157H72V156H71ZM74 157H75V156L73 155L72 159H74ZM160 157H161V161H162L163 157H165V156L163 155V157H162V155H160ZM160 157H159V159H160ZM76 158H77V157H76ZM142 158H143V159H142ZM155 158H153V160H155ZM82 159H83V161H82ZM164 159H165V158H164ZM164 159H163V160H164ZM231 159H232V158H231ZM233 159H232V161H235V160H233ZM239 159H240V160H239ZM246 159H247V160H246ZM256 159H255V160H256ZM75 160H76V159H75ZM153 160H152V161H153ZM165 160H167V159H165ZM184 160L187 162V159H186V158H184ZM244 160H245V161H244ZM255 160H254V161H255ZM58 161H60V160H58ZM68 161H69L70 163H69ZM88 161H89V162H88ZM90 161H91V162H90ZM128 161H129V160H128ZM128 161L126 162V163L128 164V165L126 166V168L122 169L123 172H124V171L127 172V169L129 168V166H131V165L133 164V162H132L131 160H130L129 162H128ZM0 162H1V160H0ZM36 162H37V163H36ZM155 162H156V161H155ZM155 162H153V163H155ZM158 162H160V161L158 160ZM158 162L155 163V164H158ZM181 162L183 163L184 161L182 160ZM186 162H185V163H186ZM252 162H251V163H252ZM2 163H3V162H2ZM2 163H1V164H2ZM61 163H62V165H63L64 162H61ZM91 163H92L93 165H92ZM94 163H95V164H94ZM130 163H132V164L130 165ZM253 163H256V161L253 162ZM261 163H260V164H261ZM1 164H0V171H2L3 168H5L4 165L2 166ZM44 164H45V162H44V161H41V164H40V165H44ZM46 164H47V163H46ZM260 164H259V165H260ZM262 164H261V166H263ZM47 165H48V164H47ZM50 165H51V164H50ZM50 165H49V166H50ZM65 165H66V164H65ZM86 165H87L89 168H86V171H85V167H87ZM133 165H134V164H133ZM142 165H143V166H142ZM243 165H246L247 168H245V166H243ZM249 165H250V164H249ZM68 166H66V167H68ZM81 166H82V167H81ZM90 166H91L92 168H96V171H93L92 168H91ZM98 166H99V165H98ZM147 166H146V167H147ZM254 166H255V167H254ZM256 166H257V167H256ZM50 167H51V166H50ZM83 167H84V168H83ZM242 167H243V169H242ZM244 168H245L247 171H246ZM259 168H260V167H259ZM72 169H73V170H72ZM81 169H82V170H81ZM125 169H126V170H125ZM74 170H75V171H74ZM76 170H77L78 172H76ZM94 170H95V169H94ZM244 170H245V172L243 173ZM70 171H71L72 173H71ZM73 171H74V172H73ZM66 172H67V171H66ZM83 172H84V173H83ZM96 172H97V173H96ZM146 172H147V171H146ZM154 172H155V170H153V172H151V173H154ZM260 172H262V173H260V174H264V167H263V168L261 167V171H260ZM75 173H76V174H75ZM77 173H78V174H77ZM85 173H86V174L89 173V174L86 175ZM95 173H96V174H95ZM119 173H120V170H119V169H118V170H115L114 173H111L112 175H110V176H112L113 179H112V177H111V184L109 183V186H108V187L113 186L112 188L115 189V190H112V188H111L112 193H113V194L115 193V195H116V196L113 195V197H114V199H115L116 201H117V200L119 201L120 199H123V198L128 197L129 195H127V194H128V193L130 194V191L133 190V189H138V190H139V189L143 188V185H144L143 183H144V181L146 182V178H149V176H150V173H149V172H148V174H146V175H141L140 178H139L140 180H139V179H138V181L136 180L137 183L134 184V185L132 184L133 186H132V185H129V186H128L127 188H125V189L123 188V189H119V190H118V189H116V188L114 187V183H115L114 180L117 179V177L119 176ZM241 173H240V174H241ZM245 173H246V174H245ZM247 173H248V174H247ZM255 173H257V175H255V176H257V177H254V176H253ZM0 174H1V173H0ZM97 174H99V175L97 176ZM114 174H115V175H114ZM117 174H118V175H117ZM252 174H253V175H252ZM73 175H74V176H73ZM82 175H84V176L86 175V177L84 178V176L82 177ZM89 175H90V177H91V176H92V177L90 178ZM93 175H94V176H93ZM95 175H96V177H95ZM172 175H173V174H172ZM221 175H222V174H221ZM221 175L219 174V178H218V179H220V178L223 179V178H224V175H223V176H221ZM251 175L253 176V178H252ZM36 176H37V175H36ZM46 176H47V178H46ZM101 176H102V175H101ZM114 176H115V178H114ZM174 176H175V175H173V176L171 177V179H172ZM176 176H177V175H176ZM176 176H175L174 178H175V179H178V177L176 178ZM258 176H259V177H258ZM260 176H261V177H260ZM50 177H51L50 172H48V174L46 173V175L44 176V178H41V179H43V180H45V179L48 180V179H50ZM94 177H95V178H94ZM19 178H20V176L17 177L16 180L19 181V180H20ZM35 178H36V177H35ZM37 178H38V177H37ZM37 178H36V179H37ZM76 178H75V179H76ZM86 178H87V179H86ZM102 178L105 179V177H102ZM174 178H173L172 180H174ZM255 178H256V179H255ZM39 179H40V178H39ZM89 179H90V180H89ZM94 179H95V180H94ZM257 179H258V180H257ZM97 180H100L101 183H99ZM112 180H113L114 182H112ZM191 180H194V177H193ZM195 180H196V178H195ZM96 181H97V183H96ZM104 181H106V180H104ZM140 181H142L143 183H139ZM193 182H194V181H193ZM83 183L85 184V182H83ZM93 183L98 184V186H97V185H96V186L92 185ZM194 183H195V182H194ZM99 184H100V185H99ZM105 184H106V182H105ZM141 184H142V185H141ZM254 184H255V183H254ZM256 184H257V183H256ZM256 184H255V185H256ZM258 184H259V182H258ZM258 184H257V185H258ZM107 185H108V184H107ZM107 185L102 184V187H103L104 189H106V188H107ZM161 185H162V184H161ZM163 185H164V184H163ZM260 185H261V182H260ZM105 186H106V187H105ZM130 187H131V190H130ZM194 187L197 188V185H196V184H193V183H190V182H189L188 184H186V186L184 187V190H183L184 194H186V196L189 197V198H192V197H190V196H193V197H194V194H196V193H191V192L194 191V190H193ZM263 187H264V186H263ZM263 187H262V185H261V188H262V189H263ZM38 188H39V189L36 188V191H37V190L39 191V190L42 189V188H40V186H38ZM52 188H53V187H52ZM100 188H101V187H100ZM156 188H157V187H156ZM209 188H210V187H208V189H209ZM108 189H109V188H108ZM108 189H106V191H108ZM157 189H158V188H157ZM157 189H156V190H157ZM162 189H163V188H162ZM205 189H206V188H205ZM205 189H204V190H205ZM74 190H75V189H74ZM74 190H72L73 192L71 191L72 193H71L70 191H69V192L66 191L65 194H64V192H62V194H61L60 192H58V193H60L59 195H61V196H62V195H63V196L67 195V196L70 197V198L72 197V199H75V198L77 199V197L79 198V197L81 196V195H80L81 193L79 194L78 189H76V191H74ZM87 190H88V191H87ZM127 190H128V191H127ZM129 190H130V191H129ZM192 190H193V191H192ZM55 191H56V190H55ZM55 191L53 190V192H55ZM77 191H78V192H77ZM120 191H121V192H120ZM186 191H187V192H186ZM189 191H190V192H189ZM80 192H81V191H80ZM83 192H82V193H83ZM0 193L3 194V195L0 194V197L2 198V196H4V193H3V192H0ZM58 193H57L56 195H58ZM66 193H68V194H66ZM69 193H71V194H69ZM75 193H76V194H75ZM77 193H78V194H77ZM96 193H97V191H96ZM107 193H108V192H107ZM109 193H110V192H109ZM119 193H120L121 195H120ZM173 193H174V191L172 192V190H171V192H170L169 194H171V195L173 196ZM262 193H263V192H262ZM84 194H85V195H88L87 193H83V196H84ZM159 194H160V193L157 192V193L154 194L153 197L155 198V197L158 196ZM162 194H163V193H162ZM162 194H161V198H162ZM188 194H189V195H188ZM77 195H78V196H77ZM92 195H93V196H92ZM108 195H109V194H108ZM110 195H112V194H110ZM176 195L178 196V192H177ZM120 196H121L122 198H120ZM90 197H89V198H90ZM109 197H110V196H109ZM118 197H119V199H116V198H118ZM1 198H0V199H1ZM92 198H90V201H89V199L86 200L88 203L90 202L89 204H88L86 201H85V202L82 201V202H80V203L77 202V204L79 203V206L81 205V203H82V205H83V204H84V205H85V204L89 205V208H90V209L88 208L89 210L87 209V205H85L86 210H87L88 212H89V211L91 212V213L89 212L87 215H90V214H91L89 217H93L94 221L97 220L96 222L99 223V222H100V221H98V220H100L99 218H101V221H102V219L105 218L104 216H105L106 214H109L110 210L112 211V209H114V206L117 205V204H116V201H114V200H113L112 202H110V201L113 199V198H110L111 200H110L109 202H107V204L109 203V204H108L109 206H107V204H106V206H105V207L103 206V207L101 208V210H102L103 208H105V209H103V211H101V210H99L97 207H96V209L93 208L95 205H93V203L91 204V201H93L94 204H95V203H96V202H95L96 200L94 201V199L92 200ZM159 198H160V196H159ZM76 199H75V200H76ZM80 200H82V198H81ZM80 200H79V201H80ZM155 200H156V199H155ZM76 201H77V200H76ZM118 201H117V203H118ZM161 201H162V199L160 200V203H162ZM37 204H38V203H37ZM37 204H36V205H37ZM73 204H74V203H73ZM145 204H147V203H145V202H141V203H140L141 208H140V206H139V209H142V210H146V209H148L149 207L146 208L148 204H147V205H145ZM32 205H33V204H32ZM74 205H76V203H75ZM82 205H81V207H82ZM84 205H83V206H84ZM90 205H92V206L90 207ZM28 206H29V207H28V211H29V210H32V209H29V208H30V204H29ZM34 206H35V204H34ZM79 206L76 205V207H79ZM112 206H113V207H112ZM142 206H144L146 209H144ZM148 206H149V205H148ZM68 207H69V208H68ZM68 207H67V209H65V212L68 213V215H70V214L72 215V213H74V210H73V208H72L70 205H68ZM70 207H71V208H70ZM115 207H116V206H115ZM26 208H27V207H26ZM71 209H72V210H71ZM74 209H75V208H74ZM91 209H93V210H91ZM97 209H98V210H97ZM139 209H138V210H139ZM184 209H185V208H184ZM186 209H187V207H186ZM66 210H67V211H66ZM70 210H71V212H72V211H73V212L71 213ZM95 210H96V211H95ZM142 210H141V211H142ZM155 211H156V210H155ZM138 212H139V211H138ZM102 215H103V216H102ZM77 216H78V215H77ZM77 216H76V217L73 216V219L70 218V217L68 216L69 219H68V218L66 219V223H67V220L69 221V222L66 224V226H67V225H68V226H67V227L64 226V227H66V228H63V230H61V231H59L58 233H55V234H54V232H53V233H50V232L47 233L45 239L41 240V242H39V243L37 242V243H38L37 245H36V241H35V238L37 237V236H36V234H37L36 231L34 232V233H35V234H34L35 236H33V238H31V237L27 238V237H26V239H25V241H24V244H25V242H26V244H25L26 246L29 244L28 247H27V250H28V251H27V250H26V251L29 252V253H31V255H32V253H33L32 256H34V254H37V255H38L39 252H40L39 254H41V253L44 254V253H46V252L48 251V249H47V251H46V248L50 247L51 245L53 246L54 244H58V242H60V240H62L63 236L66 237V236H70V235H72V234H73V233H72V230H73V232L76 233V230H75V229H77L76 227H80V226L82 225L81 222H83V219L85 218V216H83V217L81 216L82 219H81L79 216H78V217H79V218H78ZM106 216H107V215H106ZM130 217H131V216H130ZM96 218H97V219H96ZM119 218H120V219H119ZM132 218H133V217H132ZM79 219H81L82 221L79 220ZM80 221H81V222H80ZM125 221L127 222V218H126V219L121 218V217H118V219H117V218H116V219L114 218V220L110 222V225H109V231H112V230H113L112 233H114V232H118L117 230H121V229L124 228L126 225H128ZM148 221H149V220H147V223H148V224L146 223V225H149V222H148ZM153 221H154V222H153V223H154V224H153L154 229L157 230V229H159V228L162 229V227H164V225H163L164 223H162V219H160V220L157 219V221H156V219H155V220H153ZM79 222H80V225H78ZM0 223H1V222H0ZM125 223H126V224H125ZM128 223H131V222L129 221ZM99 224H100V223H99ZM122 226H123V227H122ZM120 227H122V228H120ZM0 228H1V227H0ZM45 228H46L47 230H46ZM48 228H49V227H45V226H43V227H39V228H37V229H39V231L37 230V232H38V234H39V232H40V233H43V232L45 233L46 231H49L50 228H49V229H48ZM74 228H75V229H74ZM118 228H120V229H118ZM78 229H79V228H78ZM45 230H46V231H45ZM114 230H115V231H114ZM66 232H67V233H66ZM66 234H67V235H66ZM209 234H210V233H209ZM224 234H225V233H223V235H222L223 237L226 236V235H224ZM0 235H1V234H0ZM207 235H208V234H207ZM38 236H39V235H38ZM61 236H62V237H61ZM210 236H211V234H210L208 237H210ZM34 237H35V238H34ZM42 237H43V236H42ZM77 237H78V236H75V240H74V241H76V240L78 241V240H79V239H77ZM43 238H44V237H43ZM52 238H53V239H52ZM0 239H1V238H0ZM33 239H34V240H33ZM56 239H57V240H56ZM33 241H34V242H33ZM205 241H206V242H205ZM205 241H203L202 243H205L207 246H208V244H211L210 241H208V240H205ZM224 241H225V240H224ZM78 242H79V241H78ZM78 242H76V243L73 244V245L76 246V245L78 244ZM107 242H108V241H107ZM107 242H104V243H107ZM110 242H111V243H110ZM34 243H35V244H34ZM46 243H47V244H46ZM49 243H51V244H49ZM108 243H110L111 245L114 244V242H113L111 239L109 240ZM222 243H223V241H222ZM67 245H68V243H67ZM103 245H104V244H103ZM157 247L159 248V249H158L159 252H157L158 255H160V254L162 255V254L164 253V251H163L164 248H162V246H161V244H160L159 242L157 243ZM34 248H35V249H34ZM64 248H65V247H64ZM64 248H63V249H64ZM190 248L192 249V247H190ZM63 249H62V251L60 252V254L62 253V255L65 253V250H63ZM160 249L162 250V252H161ZM112 250H113V249H112ZM112 250H110L111 252L107 251V253H108V252H109V253L106 254L107 258H108V259L110 258L109 260H111V261H112V259H113L112 256H117V257H114V260H116V258H118V255H119V254L117 255V254H116L114 251H112ZM26 251H25V252L23 251V252L26 254V253H27ZM37 251H38V253H37ZM44 251H45V252H44ZM120 251H121V250H120ZM35 252H36V253H35ZM113 252H114V253H113ZM205 252L208 254L209 252H213V251L210 250V248L208 247V248H205ZM24 253H23V254H24ZM105 253H106V250H105ZM121 253H122V254H120V255H124V254H123V253H124L123 251H122ZM25 254H24V256H23L24 258H23L22 256L19 257V259H21V258H22V259L19 260L20 262H18V263H20V264H21V263H22V264H25L26 262H28V260H30L29 258H31V256H30L28 253H27L28 255H25ZM209 254H210V253H209ZM28 256H29V257H28ZM57 256H58V255H57ZM85 256H86V255L81 256L82 258H81V257L79 258L80 263L82 262V263L84 264L85 261H84L83 259H84ZM190 256H191V257H190ZM192 256H193V258H192ZM27 257H28V258H27ZM35 257L37 258L36 255H35ZM35 257H33L34 260L36 259ZM61 257H62V256H60V259H61ZM189 257H190L191 259H194V260H195V259H196V260L198 259L197 256H196V254H195V252H193V253L191 252V254L189 255ZM17 258H18V257H17ZM103 258H104V257H103ZM24 259H25V260H24ZM101 259H102V258H101ZM101 259H99V260H101ZM105 259H106V258H105ZM221 259H222V257H220V260H221ZM0 260H1V259H0ZM17 260H18V259H17ZM31 260H33V259L31 258ZM114 260H113V261H114ZM10 261H11V260H10ZM25 261H26V262H25ZM83 261H84V262H83ZM111 261H109V262H111ZM172 261H174V260L172 259ZM172 261L170 260V264H171ZM176 261H177V260H176ZM176 261H174V262H172V263H173V264H177V263L179 262V261H177V262H176ZM23 262H24V263H23ZM148 262H150V259L147 257V255H144V261L141 262V264H149ZM18 263H16V264H18ZM107 263H108V262H107ZM0 264H4V263H2V260L0 261ZM178 264H179V263H178Z\"/></svg>",
  "mask_w": 264,
  "mask_h": 264
}]
</instances>
